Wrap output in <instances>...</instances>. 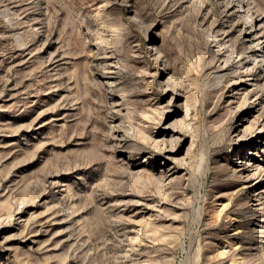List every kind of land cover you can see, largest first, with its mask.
Here are the masks:
<instances>
[{
  "label": "rangeland",
  "instance_id": "374dc122",
  "mask_svg": "<svg viewBox=\"0 0 264 264\" xmlns=\"http://www.w3.org/2000/svg\"><path fill=\"white\" fill-rule=\"evenodd\" d=\"M0 264H264V0H0Z\"/></svg>",
  "mask_w": 264,
  "mask_h": 264
}]
</instances>
